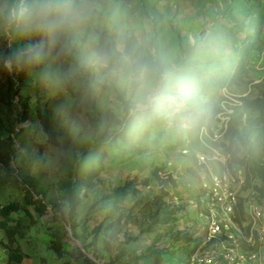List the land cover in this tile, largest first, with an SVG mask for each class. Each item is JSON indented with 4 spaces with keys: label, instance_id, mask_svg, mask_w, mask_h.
Here are the masks:
<instances>
[{
    "label": "rangeland",
    "instance_id": "rangeland-1",
    "mask_svg": "<svg viewBox=\"0 0 264 264\" xmlns=\"http://www.w3.org/2000/svg\"><path fill=\"white\" fill-rule=\"evenodd\" d=\"M123 2L136 6L137 17L151 25V43L169 54L182 57L183 48L190 46L195 37L211 33L216 38L215 55L208 61L193 62L214 71L227 61L230 70L224 79L207 86L209 103L216 113L203 124L216 127V118L219 119L225 109H232V115L241 113L244 120L246 111L240 98L256 96V85H264V0ZM0 47L6 48L7 43L0 40ZM15 88L17 92L11 105L8 108L0 105V138L9 136L13 143L9 175L4 174L0 163V205L20 200V185L30 188L27 182L31 183L32 192L47 204L46 213L42 216L33 213L36 224L25 229L24 237L18 239L24 253L18 264H74L67 260V256L58 258L49 247L50 235L46 225L54 213L62 218L65 225L64 247L78 246L97 264H124L131 255L152 251L160 255L155 264H189L188 258L198 243L192 235L197 236L202 224L190 205V201L198 195L199 183L187 170L190 164L187 156H182V162L177 164L173 161V154H180L179 150L184 146L191 152L190 139L187 136L175 138L168 147L156 150L150 158H144L147 147L143 143L114 152L97 167L92 187L80 191L79 200L70 213L64 198L70 178V168L65 162L67 157H62L54 168H34L27 163V156L33 151L40 155L45 151V146L36 140L37 131L42 130L39 112H47L56 136L66 132L61 127L60 112L48 102L53 94L33 84L24 74L15 80ZM237 131L249 138L253 135L244 123L237 125ZM75 140L77 144H82ZM64 144L68 149L66 136ZM238 155L246 157L244 146L239 147ZM157 167L170 172L175 179V183L164 185L163 205L173 209L167 220H164L166 213L158 211L152 201L160 189L159 181L152 174ZM198 168L195 163L197 174ZM211 168L214 171L215 165ZM13 177L17 179V184ZM251 177L258 184L257 178ZM187 181L191 184L189 187L185 186ZM123 185L136 191L114 198L110 196ZM261 204L264 207V202ZM19 215L21 213H14L13 217ZM185 234L191 237L185 240L182 237ZM5 242V235L0 229V264L5 263ZM137 264L144 263L138 261Z\"/></svg>",
    "mask_w": 264,
    "mask_h": 264
},
{
    "label": "clouds",
    "instance_id": "clouds-1",
    "mask_svg": "<svg viewBox=\"0 0 264 264\" xmlns=\"http://www.w3.org/2000/svg\"><path fill=\"white\" fill-rule=\"evenodd\" d=\"M135 9L123 0H0V40L7 43L0 47V75L24 74L64 97L66 133L53 142L38 130L45 151L27 156L31 167L54 168L68 157L90 171L120 149L143 143L150 158L185 136L198 161L215 158L216 149L202 139L208 89L192 62L210 60L216 38L195 37L190 58L169 54L154 47L151 25ZM66 135L88 151L72 157ZM182 160L173 154L174 162Z\"/></svg>",
    "mask_w": 264,
    "mask_h": 264
},
{
    "label": "trees",
    "instance_id": "trees-1",
    "mask_svg": "<svg viewBox=\"0 0 264 264\" xmlns=\"http://www.w3.org/2000/svg\"><path fill=\"white\" fill-rule=\"evenodd\" d=\"M190 46L183 48V56L190 58ZM230 64L226 61L214 71H210L206 65L197 64L192 62V71L198 75L206 86L215 84L217 81H221L229 74ZM20 75H0V105L8 108L11 105L12 98L16 94L15 80H18ZM258 94L252 98L243 96L240 98L241 106L246 111V116L242 121L241 113L237 115H231L227 128L224 132V140L221 144L224 149L229 152L230 158L234 162H238L245 165L247 177L253 175L257 178L258 186V200L264 202V85L257 84ZM48 102L51 107H55V111L60 112L61 107L64 105V97L60 94L52 95ZM210 114L208 120H211L216 110L210 105ZM39 121L42 130L47 133L50 139L55 142L56 131L50 125V117L47 112H39ZM206 119V120H207ZM244 123L252 132L251 138L247 134H238L237 125ZM66 133V132H65ZM66 142L68 149L71 150L72 157H75L76 153L79 152L84 154L89 148H85L82 144H77L76 140L71 136L66 135ZM134 146V145H133ZM130 146L126 149H131ZM240 146H244L246 150V157L242 158L238 155ZM125 149V148H124ZM13 151L12 139L7 136L0 138V163L4 169V174L9 175L8 170L9 162ZM187 159L190 164L187 166V170L196 176L197 172L195 169V158L194 154L190 152L187 155ZM65 162L70 168V178L66 185L64 198L66 200L67 210L71 213L79 200V193L83 188L92 187L93 180L97 175V168L84 171L80 166L74 162V160L65 159ZM162 167H157L152 170L153 176L159 181L160 189L152 199L156 209L166 213L167 220L173 209H168L166 205H163V195L166 194L164 185L167 182L171 184L175 183V179L172 178L170 172L163 171ZM12 180L17 184L15 177ZM248 180V179H247ZM26 185H20L22 190V197L20 200H12L3 205H0V229L3 231L6 242L3 243V249L5 253L4 264H18L24 257L18 239L24 237L25 229L36 224V218L33 213L37 216H42L46 213L47 204L38 196H36L32 190L33 187L30 182ZM136 191L133 187L123 185L122 187L116 188L112 193L111 197H119L127 192ZM54 206V204H51ZM14 213H21L18 217H13ZM50 223L46 225V230L49 232V247L55 252L58 258L68 257L67 260L73 261L74 264H97L92 258L85 255V253L76 245L70 249H66L63 245V238L65 237V225L62 218L54 213L53 217L48 219ZM192 235V234H191ZM193 238L198 237L192 235ZM183 239L187 240L191 236L185 234L182 236ZM197 243V242H196ZM158 252L138 253L131 255L124 264H137L138 261L144 264L157 263L159 260ZM64 261V263L67 262Z\"/></svg>",
    "mask_w": 264,
    "mask_h": 264
},
{
    "label": "built area",
    "instance_id": "built-area-1",
    "mask_svg": "<svg viewBox=\"0 0 264 264\" xmlns=\"http://www.w3.org/2000/svg\"><path fill=\"white\" fill-rule=\"evenodd\" d=\"M220 114L216 127L202 125V139L216 149L215 158L200 162L194 155L199 168L193 179L199 184L190 205L202 224L188 263L264 264V207L257 197L258 184L247 177L243 164L231 160L221 144L232 109ZM179 152L187 156L190 150L184 146ZM211 165H215L214 171Z\"/></svg>",
    "mask_w": 264,
    "mask_h": 264
},
{
    "label": "water",
    "instance_id": "water-1",
    "mask_svg": "<svg viewBox=\"0 0 264 264\" xmlns=\"http://www.w3.org/2000/svg\"><path fill=\"white\" fill-rule=\"evenodd\" d=\"M216 120H218V118H216Z\"/></svg>",
    "mask_w": 264,
    "mask_h": 264
}]
</instances>
